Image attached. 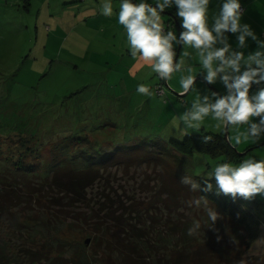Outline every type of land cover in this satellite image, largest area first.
I'll return each mask as SVG.
<instances>
[{"label":"rangeland","instance_id":"obj_1","mask_svg":"<svg viewBox=\"0 0 264 264\" xmlns=\"http://www.w3.org/2000/svg\"><path fill=\"white\" fill-rule=\"evenodd\" d=\"M84 3L87 2L0 0V165H4L0 166V184L5 166L18 163L19 158L22 159L24 168L33 170L37 162L41 166H47V169L54 164H64L68 169H72L73 165L84 168L91 161L96 162L100 157L108 155L113 148L124 146L130 135L136 134L138 137L149 132L148 129L151 130V140L160 141L164 136L166 140L170 136L180 137L183 135L181 132L183 125L178 116L186 109H190L194 100L204 92V83L197 80V84L187 94L178 96L174 91H178L180 77L185 73H173L166 87L169 100L164 101V96L158 94L154 87L160 78L150 69L146 86L152 90L150 92L154 100L152 103L154 114L159 117L165 108L164 124L154 126L155 121L152 120L145 124L143 115L139 116L138 120L132 117L136 111L132 110L131 105L128 110L117 106L121 103L115 101L113 97L118 91L119 84L115 83L118 84V87H115L107 82L114 80L109 75V69L101 68L99 60L103 49L113 42L111 31L113 22L118 19L102 15V6L96 10L98 17L87 13L93 5H83ZM241 3L245 7L241 22L250 24L258 38L264 41V0H241ZM114 10L113 6V12ZM171 20L174 22L172 18ZM120 33L123 32L118 31L116 35ZM235 41L236 39L234 43ZM248 45L247 48L240 49L245 53V57L248 53L258 50L256 43L250 40ZM196 60L197 57L193 59ZM128 73H125V78ZM119 74H124V70H120ZM103 76L106 82L101 79ZM175 76L178 79L176 88ZM208 87L214 91L225 92L221 84L218 90ZM149 98L150 96H146L142 101L143 109L146 108L145 104ZM217 123L210 115L204 119L199 131L224 134L225 128L217 127ZM246 127L247 125L241 126V130ZM225 132L227 140L234 148V158L228 159L224 153L208 155L195 152L185 156L189 175L204 177L218 164L224 162H231L236 166L241 160L249 157L264 159V144H260L264 139L258 144L249 141L233 146L234 129L229 127ZM23 147L28 150L24 151ZM57 151L62 152V155L57 157ZM134 164L136 167L133 164H130V167L120 165L111 176L112 185L124 186L129 197L134 195L135 199L160 204L159 207L152 208L153 212H157L161 208V202L154 195L165 169L156 166L155 161L146 162L141 167H138L136 162ZM6 172L11 175L10 172ZM13 180L15 181V177ZM101 188L102 185L89 188L87 197L97 198L102 191ZM44 190L45 187L42 189V195L45 194ZM37 197H32V210L27 209L32 211L31 215L28 216L25 210L24 213L26 222H38V228H41L49 223L42 221L41 214L46 219L52 217L50 209L46 206V203L50 202L43 201L42 196L37 202L35 201ZM256 198L261 200L264 211V197L257 195ZM129 199L125 201L123 196V202L127 203ZM86 202L87 200L75 204L73 210H79L86 216L92 207L87 206ZM185 213L201 219L202 234L212 231L203 206L185 209ZM54 217L52 223L58 224L60 229L56 230L54 226L47 229L49 237L46 242H43L42 237L37 238L36 254L30 253L23 258L20 255L11 256L8 264L113 262V259L97 252V248L93 246L91 239L93 220L88 218L89 215L83 223L74 219L67 220L57 213ZM60 220L64 221V225L59 222ZM69 223L72 226H69ZM222 225L227 227L229 223L218 222V229ZM5 226H7L5 218L0 217V239L5 237L6 230H3ZM55 235H60V239ZM86 238H89L90 243L82 245ZM81 251L89 254L88 261L84 263H80L76 257ZM243 254L264 255V226L250 248Z\"/></svg>","mask_w":264,"mask_h":264},{"label":"trees","instance_id":"obj_2","mask_svg":"<svg viewBox=\"0 0 264 264\" xmlns=\"http://www.w3.org/2000/svg\"><path fill=\"white\" fill-rule=\"evenodd\" d=\"M172 14L175 15L173 11ZM170 22L172 31L177 30L174 22ZM159 82L164 86L161 94L164 101L169 100L166 88L168 86L163 85V80ZM139 116L140 113L134 112L132 117L138 120ZM163 118L164 112L160 113L159 117L155 115L154 126L163 125ZM146 122L144 120V123L148 124ZM148 131L138 137L136 134L130 135L124 146L113 148L108 155L100 157L96 162L91 161L84 168L73 165L72 169H68L64 164H54L47 169V166H41L37 162L33 170L24 168L20 158L18 163L10 165L11 167L5 166L0 184V217L5 218L7 226L3 228L6 230L5 237L0 239V264H8L11 256L20 255L23 258L30 253L36 254L37 238L42 237L43 242H46L49 237L47 229L52 226L56 230L60 229L58 224L52 223L56 213L63 215L67 220L74 219L81 223L85 222L89 215L88 218L93 220V246L97 248V252L113 259L110 264H237L240 260H244L246 264H264V255L243 254L264 226V211L260 199L255 197L251 201H245L242 198L233 200L223 194L217 196L214 179L210 181L214 185V191L211 193L194 192L189 186L179 182L182 175H189L185 156L195 152L208 155L224 153L228 159L234 158V148L224 134L200 130L183 134L181 138L170 136L166 140L164 136L159 141L151 140V130ZM205 136H211L212 140L205 143ZM23 148L24 151L28 150ZM60 155L62 152L57 151V157ZM151 161H155L159 168L165 169L154 195L161 202V208L157 212H153L152 208L159 207L160 204L135 199L134 195L129 197L124 186L117 187L111 182V176L120 165L130 167V164H133L136 167V162L137 166L141 167ZM14 167L16 168L11 169ZM193 178L204 187L201 176ZM95 185H102V191L97 198L91 199L87 197L88 189ZM200 195L207 196L210 204L215 206L222 216V219L216 222V230L211 228L212 231L205 235L202 234L201 219L185 213V209H191L187 201L195 200ZM34 196H38L35 199L37 202L41 196L43 201L50 202L46 203V206L50 209L52 219H46L41 214L43 222L49 221L41 228H38V222L28 223L25 220V213L28 216L32 213ZM123 196L125 201L130 198L128 204L123 202ZM86 200L87 206H92L86 216L79 210H73L75 204ZM197 220L202 225L200 232L198 235L189 236L188 229ZM225 221L229 225H222L218 229V222ZM59 222L64 225L63 220ZM69 226L72 224L69 223ZM217 235L220 236L219 240ZM55 236L60 239V235ZM85 244L84 240L82 245ZM88 256L86 251L76 255L80 263L88 261Z\"/></svg>","mask_w":264,"mask_h":264},{"label":"clouds","instance_id":"obj_3","mask_svg":"<svg viewBox=\"0 0 264 264\" xmlns=\"http://www.w3.org/2000/svg\"><path fill=\"white\" fill-rule=\"evenodd\" d=\"M210 0H156L155 5L141 0H121L118 22L126 30L127 45L132 57H139L163 81L172 78L173 73L182 74L179 80L182 93H188L197 84V75H193V66L186 65L182 57H190L185 50H195L199 64L204 70L199 77L205 85L204 92L178 116L182 122L181 132L199 131L204 119L211 115L217 121V127L233 128L234 145L249 141L258 144L264 139V41L260 40L248 23H242L245 11L241 0H222L218 12L209 16ZM175 8V16L180 21V30H168L162 14ZM101 13L113 15L111 0H105ZM211 19V24L209 23ZM230 36H235L236 47L230 43ZM256 43L258 50L245 53L248 41ZM180 48L177 59V48ZM221 84L224 93L214 91L209 85ZM137 92L150 96L149 87L140 84ZM247 125L241 130V126ZM204 142L212 140L205 136ZM215 181V194L230 196L233 200L245 201L264 197V159L249 157L234 166L231 162L218 164L202 177L204 187L192 176L182 175L180 183L189 186L194 192L211 193ZM188 207L203 206L209 228L215 229L221 214L205 195L187 201ZM202 225L197 220L188 229L189 236L198 235ZM217 239L220 236L217 235ZM237 264H246L240 260Z\"/></svg>","mask_w":264,"mask_h":264},{"label":"crops","instance_id":"obj_4","mask_svg":"<svg viewBox=\"0 0 264 264\" xmlns=\"http://www.w3.org/2000/svg\"><path fill=\"white\" fill-rule=\"evenodd\" d=\"M72 2H75V0H71ZM86 1L87 3H84L83 5H93L92 8H89L87 10V13H92L96 15V17L99 16L98 13H96V10H99L102 6V4L105 2V0H83ZM134 3H139L141 0H133ZM145 2L149 4H155L156 0H145ZM222 2V0H210L209 4V16L211 17L212 14L218 12L219 5ZM112 5L115 7V10L113 12V15L110 18L118 19V11H119V5L121 3V0H111ZM243 6L244 4L241 3ZM172 13V11L175 14L176 9L172 8L169 10H166ZM245 11V7H244ZM170 18L169 15L163 13L162 14V20L163 22L165 20ZM244 17V16H243ZM242 17V18H243ZM178 19V18H177ZM179 21V19H178ZM116 23V24H115ZM180 23V21H179ZM209 23L211 24V19H209ZM113 30L111 31V36L113 37V42L105 47L103 50L99 64H101V68L103 70L109 69L110 70V77L114 80V82H109L110 84L115 85V87H118V91L114 93L113 99L115 101H119L121 104H118L117 106L128 110L129 105L132 106V110L136 111L138 113L141 112L140 117L143 115L145 117L146 123H148L150 120L154 121L155 120V114H154V107H152L153 103V95H150V98L147 99V104H145V109L141 106L142 101L145 99L146 95L139 94L137 92V87L140 84H144L146 86V80L148 77L149 70L151 69L143 60H141L139 57H132L127 45V39H126V30L122 25L119 24L118 21L113 22ZM123 32L120 33L119 35H116L117 32ZM29 32V31H28ZM12 33V31H10ZM235 36H230V43L233 45V47H236V41L234 43ZM191 56L190 57H180L186 61V65H192L193 66V75H199L203 72L202 67L199 64V61H193V59L196 56L195 50L191 48H186ZM179 53L180 49L178 52V57L179 58ZM119 64V67H118ZM124 70V74L120 75L119 71ZM129 72L125 78V73ZM186 74V73H185ZM102 80H105V77L103 76L101 78ZM198 80V79H197ZM178 79H176L175 76V88H176V83ZM106 82V80H105ZM118 83V84H115ZM210 87H213L214 89L218 90L219 83L216 85H209ZM208 87V86H207ZM179 92L182 91L181 85L179 83V88L177 89ZM150 91H152L150 89ZM115 109V106H113ZM165 112V108L164 111Z\"/></svg>","mask_w":264,"mask_h":264},{"label":"water","instance_id":"obj_5","mask_svg":"<svg viewBox=\"0 0 264 264\" xmlns=\"http://www.w3.org/2000/svg\"><path fill=\"white\" fill-rule=\"evenodd\" d=\"M152 5H155V4H152ZM164 13L167 14V15H169V16L174 20L175 25H176V29H177V31H178V30L180 29V23H179L177 17H176L175 15H173L171 12L166 11V10H165ZM179 49H180L179 47L176 49L177 54H178V52H179ZM177 57H178V55H177ZM197 79H198V80H201L200 77H198ZM167 86H168V84H167ZM174 93H176V94L179 95V96H183V95H185V94H181L182 91H180V92H179V91H174ZM186 94H187V93H186ZM225 130H227V128L224 129V136L227 138ZM260 144H264V142H261ZM260 144H259V145H260ZM88 241H89V238H86V239H85V243L87 244Z\"/></svg>","mask_w":264,"mask_h":264},{"label":"built area","instance_id":"obj_6","mask_svg":"<svg viewBox=\"0 0 264 264\" xmlns=\"http://www.w3.org/2000/svg\"><path fill=\"white\" fill-rule=\"evenodd\" d=\"M242 7H243V9H244V6L242 5ZM165 25V24H164ZM168 30H172L171 28H170V25H165V32H167ZM160 81H161V79H160ZM163 85H167V81H163ZM154 87H155V91L158 93V94H162L163 93V88H164V86H162V84H160V82H158V83H155V85H154Z\"/></svg>","mask_w":264,"mask_h":264},{"label":"flooded vegetation","instance_id":"obj_7","mask_svg":"<svg viewBox=\"0 0 264 264\" xmlns=\"http://www.w3.org/2000/svg\"><path fill=\"white\" fill-rule=\"evenodd\" d=\"M170 20H171V18L169 19V17H168V19L164 21V24L165 25H171L172 23L170 22Z\"/></svg>","mask_w":264,"mask_h":264}]
</instances>
